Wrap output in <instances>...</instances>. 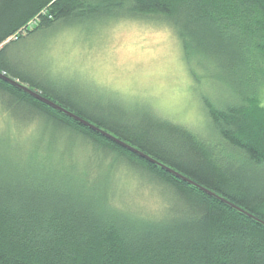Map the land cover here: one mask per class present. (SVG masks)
<instances>
[{
    "label": "trees",
    "instance_id": "trees-1",
    "mask_svg": "<svg viewBox=\"0 0 264 264\" xmlns=\"http://www.w3.org/2000/svg\"><path fill=\"white\" fill-rule=\"evenodd\" d=\"M147 16L171 25L201 61L215 56L206 37L220 44L219 63L238 88L225 104L205 98L207 137L149 108L137 120L118 108L116 116L14 65L7 52L59 22ZM0 71L264 220V0H0ZM0 101L80 137L97 156L88 166L58 155L54 143L40 153L0 133V264H264L263 225L1 78ZM102 165L103 180L93 173ZM142 168L172 195L161 214L117 200L123 174Z\"/></svg>",
    "mask_w": 264,
    "mask_h": 264
},
{
    "label": "rangeland",
    "instance_id": "rangeland-1",
    "mask_svg": "<svg viewBox=\"0 0 264 264\" xmlns=\"http://www.w3.org/2000/svg\"><path fill=\"white\" fill-rule=\"evenodd\" d=\"M210 35L206 40L214 44L215 56L201 61L194 51L186 53L178 32L160 18L111 17L81 21L75 26L56 23L9 45L7 52L14 65L71 91L82 101L109 107L116 116L120 114L118 108L128 110L130 119L137 120L142 109L149 108L207 137L211 129L205 98L225 104L234 101L233 92L238 88L234 75L219 63L220 44ZM3 106L0 101V133L12 143L40 153L54 143L55 152L59 155L65 150L69 161L77 157L88 166L96 165L90 143L80 137L62 136L37 114L26 116L22 106L13 105L10 111ZM220 145L231 150L222 141ZM17 146L13 145L19 149ZM103 166L93 170L95 174L99 171L96 175L101 180L109 171ZM115 169L122 168L117 164ZM140 171L139 176L130 171L119 173L124 181L117 200L132 202L149 214H161L167 203H174L172 195L159 179L153 180L156 177L143 168Z\"/></svg>",
    "mask_w": 264,
    "mask_h": 264
},
{
    "label": "water",
    "instance_id": "water-1",
    "mask_svg": "<svg viewBox=\"0 0 264 264\" xmlns=\"http://www.w3.org/2000/svg\"><path fill=\"white\" fill-rule=\"evenodd\" d=\"M0 78L3 79L5 82L13 85L14 87L20 89L21 91L31 95L35 99H37V100L45 103L46 105L52 107L56 111L63 113L64 115L70 117L71 119L77 121L78 123L88 127L89 129L95 131L96 133H98V134L110 139L111 141L117 143L118 145L124 147L125 149L129 150L130 152L137 154L138 156L142 157L143 159L149 161L152 164H155L156 166L160 167L164 171L172 174L174 177L187 182L188 184L198 188L199 190L207 193L208 195L212 196L213 198L221 201L222 203L228 205L232 209H235L239 213L249 217L250 219H252V220L256 221L257 223L264 226V220L263 219L257 217L256 215L249 212L248 210H246V209L242 208L241 206L237 205L236 203L230 201L229 199H227L223 195L217 193L216 191L194 181L193 179L189 178L188 176H186L183 173L179 172L178 170L174 169L170 165H168V164L162 162L161 160L151 156L150 154L140 150L139 148L132 145L131 143L119 138L115 134L103 129L102 127L97 126L93 122L88 121L87 119H85V118L81 117L80 115L74 113L73 111L69 110L68 108L60 105L56 101H53L52 99H50L48 97H45L39 91L32 89L29 85H27L24 82H21L19 79L8 75L4 71H0Z\"/></svg>",
    "mask_w": 264,
    "mask_h": 264
},
{
    "label": "bare ground",
    "instance_id": "bare-ground-1",
    "mask_svg": "<svg viewBox=\"0 0 264 264\" xmlns=\"http://www.w3.org/2000/svg\"><path fill=\"white\" fill-rule=\"evenodd\" d=\"M31 96V95H30Z\"/></svg>",
    "mask_w": 264,
    "mask_h": 264
}]
</instances>
